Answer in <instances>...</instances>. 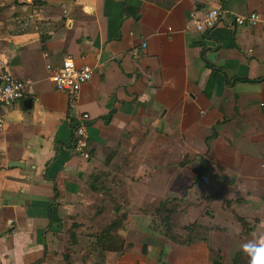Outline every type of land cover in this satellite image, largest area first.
Masks as SVG:
<instances>
[{
  "label": "crops",
  "instance_id": "obj_1",
  "mask_svg": "<svg viewBox=\"0 0 264 264\" xmlns=\"http://www.w3.org/2000/svg\"><path fill=\"white\" fill-rule=\"evenodd\" d=\"M35 1L0 0V73L28 83L0 132V264H60L66 220L98 196L132 244L107 264H214L239 250L253 262L264 247V25L234 17L264 12V0ZM211 8L228 18L209 33L189 26ZM67 56L94 70L74 110L50 78ZM84 113L89 159L73 148ZM168 198L174 223L198 225L192 243L152 232Z\"/></svg>",
  "mask_w": 264,
  "mask_h": 264
},
{
  "label": "built area",
  "instance_id": "obj_2",
  "mask_svg": "<svg viewBox=\"0 0 264 264\" xmlns=\"http://www.w3.org/2000/svg\"><path fill=\"white\" fill-rule=\"evenodd\" d=\"M229 12L222 8H211L203 15L191 13L190 25L201 33H209L219 23L225 21ZM236 26L244 25H264V12L252 11L245 15L234 17ZM145 46V44H143ZM51 68V66H48ZM94 76V70L89 66H79L75 60L67 56L63 60L60 69L53 70L51 80L57 90L64 92L68 96V107L70 110L77 108L80 92L85 83ZM28 93V83L13 75L9 71L0 73V132L6 129V113L8 109L23 99ZM90 122V114H82L80 120L73 128V148L77 154L85 159L91 157L89 151V135L87 128ZM204 182L210 181L209 175L203 176Z\"/></svg>",
  "mask_w": 264,
  "mask_h": 264
},
{
  "label": "rangeland",
  "instance_id": "obj_3",
  "mask_svg": "<svg viewBox=\"0 0 264 264\" xmlns=\"http://www.w3.org/2000/svg\"><path fill=\"white\" fill-rule=\"evenodd\" d=\"M88 204L90 205H88L84 212L71 215L66 220V226L61 232V238H57V243L59 245L56 253L61 255L60 264H67L64 257L66 255H70V260L73 264L107 262V255H109L108 253L110 252H108L106 256H104L105 259H103L104 257L101 256L99 247L96 244V235L115 219L122 218V215L116 214V212L111 210L110 206H113V202L105 196L91 198ZM175 205L177 206V204H173V206ZM153 219L154 216L152 217V221ZM175 224L176 227L174 229L176 233L185 234L183 226L178 220H175ZM152 232L157 235H162L158 231L155 232V230H152ZM162 236L165 237L164 235ZM124 243L126 244L125 247L129 245L126 243V239L124 240ZM170 243L175 244L173 242ZM51 246L56 247L53 245ZM227 253L228 252H225V255L223 256V263L232 264L234 253L230 255Z\"/></svg>",
  "mask_w": 264,
  "mask_h": 264
},
{
  "label": "trees",
  "instance_id": "obj_4",
  "mask_svg": "<svg viewBox=\"0 0 264 264\" xmlns=\"http://www.w3.org/2000/svg\"><path fill=\"white\" fill-rule=\"evenodd\" d=\"M34 2H37L34 0ZM96 190V188H93ZM175 199L168 198L161 201L160 205L156 208L155 213H153L154 219L151 224V229L160 232L165 236L168 242H173L175 244L185 245L190 244L195 240L194 232L197 229V224H190L188 226H183L185 234H177L175 231L176 224L173 222V216L177 211L176 205L173 206ZM240 221L243 223L247 232L252 228H248V223L245 218L240 217ZM124 217L115 219L104 229H102L96 235V244L99 247L101 256H106L108 252H123L125 249L124 243ZM132 246V244H129ZM144 253H147V246H144ZM165 254V253H164ZM163 251L160 256L162 260ZM67 264H73L70 260V255L64 256ZM102 257V258H103ZM105 259V257L103 258ZM94 264H107V262L94 263ZM214 264H224L220 255L214 260ZM232 264H253L249 258V254L244 251H236L233 254Z\"/></svg>",
  "mask_w": 264,
  "mask_h": 264
},
{
  "label": "clouds",
  "instance_id": "obj_5",
  "mask_svg": "<svg viewBox=\"0 0 264 264\" xmlns=\"http://www.w3.org/2000/svg\"><path fill=\"white\" fill-rule=\"evenodd\" d=\"M253 264H264V247L257 249Z\"/></svg>",
  "mask_w": 264,
  "mask_h": 264
},
{
  "label": "water",
  "instance_id": "obj_6",
  "mask_svg": "<svg viewBox=\"0 0 264 264\" xmlns=\"http://www.w3.org/2000/svg\"><path fill=\"white\" fill-rule=\"evenodd\" d=\"M15 163H17V162H15Z\"/></svg>",
  "mask_w": 264,
  "mask_h": 264
}]
</instances>
